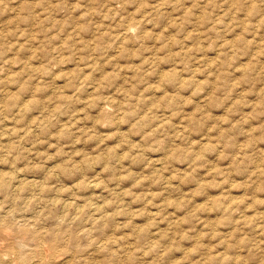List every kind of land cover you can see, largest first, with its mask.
Segmentation results:
<instances>
[{
	"label": "rangeland",
	"instance_id": "1",
	"mask_svg": "<svg viewBox=\"0 0 264 264\" xmlns=\"http://www.w3.org/2000/svg\"><path fill=\"white\" fill-rule=\"evenodd\" d=\"M0 179V264H264V0H0Z\"/></svg>",
	"mask_w": 264,
	"mask_h": 264
},
{
	"label": "bare ground",
	"instance_id": "2",
	"mask_svg": "<svg viewBox=\"0 0 264 264\" xmlns=\"http://www.w3.org/2000/svg\"><path fill=\"white\" fill-rule=\"evenodd\" d=\"M129 28H130V27H129ZM122 29H123V28H122ZM122 29H121L120 32H122ZM124 29H125V28H124ZM127 29H128V28H126L125 30H127ZM132 30H133V29H132ZM129 31H130V30H129ZM120 32H117V33H120ZM124 32H126V31H124ZM131 35H132V34H130V37H131ZM125 36H126V35H125ZM115 37H116V34H115ZM119 37H120V35H119ZM127 38H128V37H127ZM237 38H238V37H237ZM124 39H125V38H124ZM115 40H116V39H115ZM121 41H123V40H121ZM233 45H234V44H233ZM3 62H4V61H3ZM23 175H24V174H23ZM19 177H20V176H19ZM24 177H25V176H24ZM27 179H28V178H27ZM29 179H30V178H29ZM0 180H2V179H0ZM19 180H22V179L19 178ZM19 180H18V181H19ZM24 180H25V178H24ZM28 181H29V180H28ZM19 182H20V181H19ZM26 182H27V181H26ZM30 182H31V181H30ZM21 183H22V182H21ZM92 186H93V185H92ZM16 187H17V185H16ZM67 203H69V202H67ZM68 205H69V204H67V206H68ZM96 205H97V204H96ZM96 205H95V208L97 207ZM100 208H101V207H100ZM96 209H97V208H96ZM103 209H104V208H103ZM77 210H78V209H77ZM101 211H102V210H101ZM103 215H104V214H103ZM103 215H102V216H103ZM1 234H2V233H1ZM100 243H102V242H100ZM101 245H104V246H105V244H101ZM101 245H100V246H101ZM43 249H44V248H43ZM46 249H47V248L44 249V252H45Z\"/></svg>",
	"mask_w": 264,
	"mask_h": 264
}]
</instances>
